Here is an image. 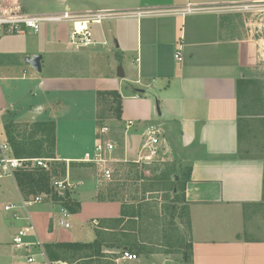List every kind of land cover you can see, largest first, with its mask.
<instances>
[{"label": "crops", "instance_id": "crops-1", "mask_svg": "<svg viewBox=\"0 0 264 264\" xmlns=\"http://www.w3.org/2000/svg\"><path fill=\"white\" fill-rule=\"evenodd\" d=\"M259 1L264 0H6L29 14L158 12L93 24L94 42L86 46L70 41L72 22L0 37V137L8 140L10 122L54 121L55 156L68 165L65 177L80 183L69 192L80 204L76 212L46 198L15 218L5 205L31 195L24 196L16 178H0V264H28L13 246L26 216L36 228L28 239H40L45 247L36 264H47L46 258L58 264H264V240L245 237L247 207L264 202V159L241 155L239 87L240 80L264 77V39L254 35L242 11L175 12L188 3ZM179 47L182 60L175 56ZM35 54L42 55L40 72L26 63ZM103 91L120 93V118L111 107L113 114L99 116ZM104 123L111 127L116 162L136 160L145 129L156 125L165 140L161 155L170 147L188 168L189 259L183 252L148 248L160 244L141 237L134 203L101 198L95 168L77 162L93 150ZM96 242L103 257L83 258L95 248H82L60 252L55 260L47 248ZM125 251L137 258H125Z\"/></svg>", "mask_w": 264, "mask_h": 264}, {"label": "rangeland", "instance_id": "rangeland-1", "mask_svg": "<svg viewBox=\"0 0 264 264\" xmlns=\"http://www.w3.org/2000/svg\"><path fill=\"white\" fill-rule=\"evenodd\" d=\"M248 6L243 12L248 15L250 27L255 36L264 39V1L249 3ZM110 107L104 100L100 115L102 116L103 111L110 115ZM33 130L26 124H18L13 128L12 135L17 141L27 144L34 139H41L40 134L31 138ZM240 133L241 155L264 159V77L243 80L240 88ZM4 134L7 135V132L4 131ZM110 134L111 131L107 137H110ZM45 155L42 154V157ZM150 166L147 169L145 164H134L132 161L113 163L114 179H98L100 197L134 203L139 212L136 221L139 223L138 231L143 233L141 237H153L156 243L160 244L156 247L147 246L148 248L164 252H183L190 257L189 219L185 208L187 206L181 202L182 186L187 180L188 168L170 147L164 156L162 154L159 160ZM67 168L66 162H55L52 174L57 179H64ZM139 171L147 174L146 178L137 179V176L142 175ZM112 188L114 190L110 192ZM245 221V237L250 240H264V202L247 207ZM68 255L73 259V253L71 255L68 252ZM58 262L46 258L47 264ZM93 264L109 263L97 260Z\"/></svg>", "mask_w": 264, "mask_h": 264}, {"label": "built area", "instance_id": "built-area-1", "mask_svg": "<svg viewBox=\"0 0 264 264\" xmlns=\"http://www.w3.org/2000/svg\"><path fill=\"white\" fill-rule=\"evenodd\" d=\"M249 3L229 4L225 6H196L188 3L184 7L176 9L175 12L187 14L203 10H232L244 11L249 8ZM158 11L150 9L136 10L132 12H115V11H92L73 16L69 13L60 14H29L21 11L15 5H6V0H0V37L8 34H21L26 31L38 32L46 23H64L72 22V30L70 33V41L76 46H86L94 42L93 31L91 25L100 24L104 20L120 18V17H142L144 15L153 14ZM181 47L178 48L176 58L182 60ZM133 121H128V127L133 125ZM110 133V127L102 124L99 127L96 142L92 151L87 152L83 158L78 160L79 163H85L93 166L96 170L97 179L112 181L114 179L113 163L115 159L112 152L115 149L114 141L107 137ZM144 142L139 156L133 162L135 164H145V167H151L153 163L159 160L164 149L163 132L156 125H148L144 132ZM59 162L58 158L49 157H20L15 154L14 148L9 140L0 137V178L11 176L16 178L19 171H32L36 168L48 171L51 175L49 192H42L29 197H22L21 202L17 204L5 205L6 211L14 212L15 218H22L21 211L29 206L41 203L46 198H54L57 194L60 197H66L80 183L72 182L68 177L57 179L52 173L54 171V163ZM147 165V166H146ZM141 167V166H140ZM142 169V168H141ZM146 169V170H147ZM143 175H147L143 173ZM27 223L18 227L17 233L13 239V246L16 250H21L25 254V260L28 264H36L39 257H45V247L40 239L30 241L28 237L36 232L35 225L29 216H26ZM66 227L67 222H61ZM124 257L128 259H136L137 255L128 251L124 252Z\"/></svg>", "mask_w": 264, "mask_h": 264}, {"label": "trees", "instance_id": "trees-1", "mask_svg": "<svg viewBox=\"0 0 264 264\" xmlns=\"http://www.w3.org/2000/svg\"><path fill=\"white\" fill-rule=\"evenodd\" d=\"M243 80L239 81V87ZM100 98L103 100H107L111 105L112 110L117 118L121 117V95L117 91H103L99 92ZM110 98V99H109ZM101 117V115H99ZM17 126V124L10 122L6 125L5 131L7 132L8 140L11 142L16 155L21 157H42V154H46L43 157H51L56 158L55 156V147H56V123L54 121H46V122H36L33 124H26V126H31L34 130L31 134V138H35L37 135H41V139L30 142H21L17 141V139L12 135L13 128ZM241 134V133H240ZM135 164V163H134ZM135 167L137 165H134ZM140 172V171H139ZM142 174V173H140ZM146 178L145 175L137 176L138 179ZM189 178V173L187 175V180ZM50 179L51 175L48 171L36 168L32 171H19L16 173V181L20 188V191L24 194V196L34 195L42 192H49L50 188ZM186 180V181H187ZM185 184L182 186V200L187 206V201L185 198ZM179 187H177V190ZM114 189H110L112 192ZM54 199L61 201L62 204L70 211L76 212L79 209V203L70 197L68 194L66 197H60L57 194L54 195ZM186 212H187V207ZM96 245V247H95ZM191 247V246H190ZM47 248H49V256L52 259H58L60 256V252L65 253L68 249L79 250L82 248H95L93 253L90 255H86L83 258L93 259L103 257L104 254L101 252V249L97 247V242L95 244L92 243H52L48 244ZM189 259V256L186 255Z\"/></svg>", "mask_w": 264, "mask_h": 264}, {"label": "water", "instance_id": "water-1", "mask_svg": "<svg viewBox=\"0 0 264 264\" xmlns=\"http://www.w3.org/2000/svg\"><path fill=\"white\" fill-rule=\"evenodd\" d=\"M41 60H42V55L35 54L33 56H28L26 58V63L30 64L35 70L40 72L42 70Z\"/></svg>", "mask_w": 264, "mask_h": 264}]
</instances>
